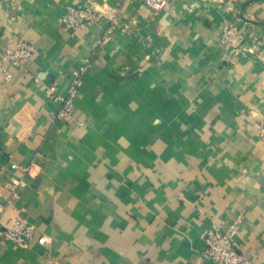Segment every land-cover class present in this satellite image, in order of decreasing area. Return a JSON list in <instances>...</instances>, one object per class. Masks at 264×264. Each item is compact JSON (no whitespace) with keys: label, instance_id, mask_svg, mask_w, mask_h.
<instances>
[{"label":"crops","instance_id":"0c3cea01","mask_svg":"<svg viewBox=\"0 0 264 264\" xmlns=\"http://www.w3.org/2000/svg\"><path fill=\"white\" fill-rule=\"evenodd\" d=\"M13 2L0 0V48L37 52L0 74V227L21 218L34 237H0V264H213L204 235L238 217L235 243L264 264V0ZM92 2L110 6L100 23L64 30L65 7ZM227 25L253 52L222 45ZM31 162L14 200L12 165Z\"/></svg>","mask_w":264,"mask_h":264},{"label":"built area","instance_id":"2783aa9c","mask_svg":"<svg viewBox=\"0 0 264 264\" xmlns=\"http://www.w3.org/2000/svg\"><path fill=\"white\" fill-rule=\"evenodd\" d=\"M12 4L14 0H11ZM146 5L154 12L162 11L168 4V0H144ZM110 10L108 4L98 5L95 2L86 3L82 6L69 5L65 7L61 16V24L64 30L74 33L77 30L97 26L102 16ZM114 32L113 26L104 33L103 41L107 40ZM244 35L234 26L227 25L223 29L221 43L223 46H230L232 51L249 54L253 49L245 45ZM36 47L28 41H19L14 46L0 48V74L5 82L14 77L13 69L23 68L36 54ZM91 64L88 60L74 73L70 80L67 97L59 98L63 101L62 109L57 113L59 120H67L71 116L74 100L78 97L86 75ZM47 95L55 97L53 89H48ZM36 164L12 165L14 171H20L18 179H13L10 185L11 197L14 200L20 199L18 189L24 185L23 176H32L36 172ZM242 217H238L232 225L225 230L208 231L204 235L206 247L202 253L205 260L213 264H255L249 259L241 248L235 243L234 237L240 227ZM0 237L18 246H27L34 237L32 226L21 218L12 220L4 228L0 227ZM38 242L42 245L47 243L45 237H40Z\"/></svg>","mask_w":264,"mask_h":264}]
</instances>
